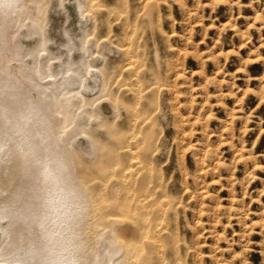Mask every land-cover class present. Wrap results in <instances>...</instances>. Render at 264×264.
<instances>
[{
    "label": "rangeland",
    "instance_id": "obj_1",
    "mask_svg": "<svg viewBox=\"0 0 264 264\" xmlns=\"http://www.w3.org/2000/svg\"><path fill=\"white\" fill-rule=\"evenodd\" d=\"M21 3L0 19V93L12 90L0 109L40 105L30 130L64 157L87 205L82 264H264V0ZM137 53L138 81L127 70ZM134 104L141 116L126 113ZM142 140L153 168H121ZM122 170L153 176L149 236L114 185ZM39 191L28 159L6 146L0 247L14 216L20 239H38ZM134 244L144 250L130 259Z\"/></svg>",
    "mask_w": 264,
    "mask_h": 264
},
{
    "label": "clouds",
    "instance_id": "obj_2",
    "mask_svg": "<svg viewBox=\"0 0 264 264\" xmlns=\"http://www.w3.org/2000/svg\"><path fill=\"white\" fill-rule=\"evenodd\" d=\"M21 8V0H0V19ZM33 124L42 126L38 103L29 102L16 114L0 110V152L10 146L11 151L28 159L40 186L38 239L14 245L8 252L0 248V264H82L76 224L87 211L86 202L67 161L56 148H42L48 138L43 131L32 133Z\"/></svg>",
    "mask_w": 264,
    "mask_h": 264
},
{
    "label": "bare ground",
    "instance_id": "obj_3",
    "mask_svg": "<svg viewBox=\"0 0 264 264\" xmlns=\"http://www.w3.org/2000/svg\"><path fill=\"white\" fill-rule=\"evenodd\" d=\"M127 50H129V49H126V53H128ZM128 56H129V58H128L129 64L127 66V70L130 73H132V75L135 77L134 80L138 81L137 75H139L141 73V71L139 69L135 68V66L133 65L137 61L136 58L138 56V53L134 54L132 56L131 55H128ZM108 83H109L108 80L104 82V84H103L104 88H106L108 86ZM124 85H125L124 86L125 88L130 90V88L126 85V83H124ZM1 91L2 92L0 93V95L3 97H5V96L9 97L12 94L11 89H3ZM2 93H4V95H2ZM70 98L71 97H69L67 95V93L63 95L62 92H60L58 94V99H63V101L71 102ZM105 107H107V104H105ZM139 108L135 104L130 105V106L128 105L127 107L125 106V111H126V113L135 114L137 116L138 112H139L138 111ZM0 110H3L5 113H8V114L19 113V111L15 110L13 107H9L7 109L6 108L0 109ZM142 111L143 110H141L139 112V116H141L143 114V113H141ZM31 127H33V126H30V129H32ZM33 130L34 131H31V130L30 131L32 133H35L36 131H38L37 129H33ZM120 131H119V133H120ZM119 136L121 138V140L119 141L120 142L119 147L129 148L130 144H128V142H125L126 138L123 136L121 137V135H119ZM134 136H136V133L134 134ZM141 143H144V144H143L142 148L140 149V151L130 154V159L131 160L134 159V161H128L127 160L126 164L121 166V168H125V169L133 168L131 163H135V165H138V168H153V165L151 166L152 160L147 159V155H149V157H151L152 150L148 151V153H147L148 146L145 147V140H142ZM110 150L112 152H114V153H111L112 155H117L118 157L120 156V154H118L116 152V147H115V149H114V147L110 148ZM11 153H14V151H11ZM110 163H111V160L108 158L105 161V166L107 167V165H109ZM121 164H123V161ZM121 173H122V179L114 181V185L115 186L118 185L119 188H121L122 190H125L124 197L129 199V208H130L129 210L130 211L137 210L140 214L143 215V220H144L143 225L145 228L144 235L149 236L154 230V222L156 221V219H158V214H155L152 210L154 205L157 204V202H159V196L156 195L157 192L150 187V182H151L153 176L151 174L143 175L139 178H135L133 181H129V180H126L127 174L123 170L121 171ZM150 216H153V218L155 216V219L150 218ZM21 220H22V218L20 216H14V218L12 219V221L8 227V231H10L12 235L9 238V240L5 241L3 243V245H1V247H0V248H3L5 252L11 251L12 246L25 242V240H22L18 237L19 235L17 236V233H18V231H17L18 226L17 225L20 223ZM129 245H132V244H129ZM143 250L144 249L140 250L137 247V244H134V246H132V250L129 251V258L130 259L131 258L137 259L139 257L140 252L142 254ZM131 262H133V260L128 261V263H130V264H131ZM143 262H145L146 264H151L149 257L143 258ZM125 264H127V263H125Z\"/></svg>",
    "mask_w": 264,
    "mask_h": 264
}]
</instances>
